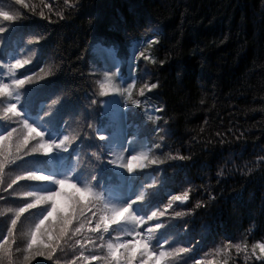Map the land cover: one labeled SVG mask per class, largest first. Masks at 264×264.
<instances>
[{
  "label": "trees",
  "instance_id": "1",
  "mask_svg": "<svg viewBox=\"0 0 264 264\" xmlns=\"http://www.w3.org/2000/svg\"><path fill=\"white\" fill-rule=\"evenodd\" d=\"M5 15L15 19H4ZM0 27V50L4 37L15 32L13 56L20 54L23 61L31 58L29 52H35L32 63L21 67L27 75L46 78L59 71L32 83L53 94L47 104L62 93V100L75 96V101L84 104L102 100L96 110L84 115L96 123L105 140H97L95 135L81 137L68 153L30 155L22 160L28 161L30 171L66 176L79 151L84 163L74 179L83 183L85 174L91 175L87 165L96 163L87 155L88 149L103 148L107 156L112 149L127 146L133 153L161 143L162 147L154 148L155 154L171 153L176 159L133 173L105 160L96 169L95 187L110 202L122 204L157 173L168 177V184L154 189L145 204L158 207L168 196L185 192L189 202L172 203L168 214L175 208L184 216H166L170 220L166 226L171 228L159 233L164 227L160 229L149 250L171 237L159 251L190 249L177 258L167 257L174 259V264H195L191 258L203 259L204 254L208 255L207 264H264V258H258L259 249L252 254L251 248L264 243V0H0ZM22 38L30 49H20L16 39ZM105 41L118 45L117 54L114 50L109 53V62L102 53L96 54L104 52L101 44ZM107 73L112 74L111 85L119 91L102 92L101 84L108 83ZM132 80L136 83L130 84V92L140 108L126 105L120 96L125 90L120 84ZM45 111L41 105L37 114L43 117ZM146 115L166 128L163 141L154 137L156 128ZM44 118L39 127L49 138H58L76 117H66L62 124L56 121L57 131L48 128ZM11 162L9 156L0 161V176ZM27 182L35 185L33 189L53 187L51 183ZM16 199L22 200L18 207L26 203L19 194ZM57 201L61 203L62 198ZM16 206L7 203L1 208ZM21 216L11 212L2 220L8 228L16 229L17 244L16 256L3 258L10 244L0 250V264H12L19 255L17 249L26 264L47 260L48 252L34 256L26 248L20 233L30 214H23L22 223ZM109 239L113 234L94 240L95 246L86 242L79 264H121L125 257L120 248L126 245L113 246L118 252L115 259L105 243ZM138 242L147 243L137 240L136 245ZM203 242L206 247L194 249ZM229 244H246L247 251H241L248 254Z\"/></svg>",
  "mask_w": 264,
  "mask_h": 264
},
{
  "label": "clouds",
  "instance_id": "2",
  "mask_svg": "<svg viewBox=\"0 0 264 264\" xmlns=\"http://www.w3.org/2000/svg\"><path fill=\"white\" fill-rule=\"evenodd\" d=\"M18 15L19 13H17ZM36 42H39V38H37ZM28 55L31 57L28 60H15L9 66V73L12 74L13 68H20L24 64L32 63L35 58V52H29ZM18 61L20 62L19 64H17ZM45 63L46 61L38 68L40 72L44 71ZM135 71L136 69H133V72ZM58 72L56 71L46 78L54 76ZM20 76L22 78H16L12 74L10 83L0 82V97L3 98L2 103H0V120L14 122L8 131L0 134V161L5 156H9L16 162L22 161L34 154L48 155L56 151L68 153L81 137L88 139L95 135L96 139L100 141L107 138L105 134L97 131V125L93 120H88L87 126H85L82 116L75 118L71 126L67 128L65 134L58 138H49L48 133L39 127L37 123L30 122L19 107L24 87L46 78L38 77L35 74L30 76L22 72ZM135 83L136 80H132L127 85L120 84V87L126 89L128 85ZM5 85H7V90H5ZM63 95L65 93L61 94V96ZM61 96L50 102L48 111L43 113V117L50 115L52 109L59 103ZM120 96L126 105L140 108L139 103L133 104L129 99L125 98L127 97L126 91L121 92ZM97 103L102 104V100L97 98L92 107ZM146 119L156 128L154 137H158L160 141H163L166 137V128L160 126L158 123H153L152 116L146 115ZM130 139L134 140L135 137ZM159 147H162L161 143H157L151 148H142L136 152L129 153L128 147L125 146L119 150L112 149L107 156L103 155V148L99 150L97 148H90L87 155L96 163L92 164L89 162L87 165L91 171V175L86 173L83 183L74 179V174L81 169L84 163L82 153L79 151L73 156V168L63 177H53L23 169L16 173L14 178L10 173L9 177L13 184L22 180L51 183L53 187L50 189L30 188L20 191L19 195L26 203L15 209L0 208V214H3L4 211L13 212L16 216L25 213L30 214L29 221L20 233V237L24 239L26 248L30 249L31 254L34 256H42L46 252L53 251L60 241H63L61 251L64 250V246L75 249L79 245L83 248L86 242L90 246H95L92 243L94 240H104L107 234L112 233L113 239L105 241L109 251L113 250V246L117 243L126 245V247L120 248L121 253L125 257L121 264H174V259L169 260L167 257L174 256L177 258L180 253H186L190 249L176 247L168 252L159 251L160 247L168 245L172 239L171 237L164 240L159 248L151 247V250H149L159 230L167 225L166 216L173 218L184 216L183 212H178L175 208H172L171 215L168 214V208L176 201L173 194L168 196L166 202L158 207H146L145 201L159 184V173L149 183L144 184L137 195L122 204L110 202L104 192L95 187L98 175L95 170L105 160L113 165H118L128 173H133L176 159L171 153L155 154L154 148ZM0 171H3L2 166H0ZM61 182L72 185L71 190L62 188ZM82 193H85V195H82ZM56 194H59V197L62 198L61 203L57 202ZM12 223H16L15 219ZM85 225H90V230L85 231ZM9 231L11 232V228ZM78 233L82 234L81 238L70 242L73 241V238ZM137 240L146 241L147 248H141L140 254L133 261L128 250L136 248ZM153 251L157 252V255H153L152 259L149 260V252L153 253ZM17 252L19 255H17L16 260L12 264H26V258L23 256L21 250L17 249Z\"/></svg>",
  "mask_w": 264,
  "mask_h": 264
},
{
  "label": "snow or ice",
  "instance_id": "3",
  "mask_svg": "<svg viewBox=\"0 0 264 264\" xmlns=\"http://www.w3.org/2000/svg\"><path fill=\"white\" fill-rule=\"evenodd\" d=\"M41 15H43V13H41ZM4 19L14 20L15 17L12 16V15H5ZM141 56H143V53H141ZM19 63L20 62L18 61L17 64H19ZM106 75L108 77V83L101 84L100 87H101L102 92H106L107 90L119 91L118 88H115V87H113L111 85L112 74L111 73H107ZM152 87L155 88L156 85L153 84ZM130 88H131V85L129 86V89H125L124 90V91L128 92V95H127L126 98L129 99L133 104L139 103L137 100H134L132 98V95H131V92H130ZM5 90H7V85H5ZM181 158H183V157H181ZM61 186H62V188H65L66 186L72 187V185L66 184L64 182H61ZM56 195H57V198H58L59 194H56ZM82 195H85V193H82ZM187 198H188V193L187 192H185L182 196H175L174 197L175 200H187ZM228 247H235L238 252L241 251L242 249L244 251H247V245L246 244L245 245L236 244L234 246L229 244ZM138 248L139 249L147 248V245H146V243H139L138 242L137 245H136V248L132 249L131 252H130V255L132 256L133 259H135L140 253V251L139 252L137 251ZM251 248H252V254H256V250L259 249L258 258H264V243H255V244H253L251 246ZM222 251H226V249H224ZM153 255H154L153 253L149 252V256L148 257L153 256ZM111 256L113 258L117 257L118 256V252L113 251L111 253ZM158 259H160V258L158 257Z\"/></svg>",
  "mask_w": 264,
  "mask_h": 264
}]
</instances>
